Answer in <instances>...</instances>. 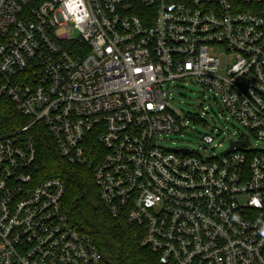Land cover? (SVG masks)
<instances>
[{
  "label": "built area",
  "instance_id": "obj_1",
  "mask_svg": "<svg viewBox=\"0 0 264 264\" xmlns=\"http://www.w3.org/2000/svg\"><path fill=\"white\" fill-rule=\"evenodd\" d=\"M84 7L77 26L65 0H0V96L29 119L0 131V264H103L65 184L33 172L38 126L70 164L94 166L98 143L104 207L160 264H264V0ZM183 83L246 131L221 154L211 135L204 153L162 145L184 129L169 107Z\"/></svg>",
  "mask_w": 264,
  "mask_h": 264
},
{
  "label": "trees",
  "instance_id": "obj_2",
  "mask_svg": "<svg viewBox=\"0 0 264 264\" xmlns=\"http://www.w3.org/2000/svg\"><path fill=\"white\" fill-rule=\"evenodd\" d=\"M0 79V86L2 85ZM29 123L13 103L0 96V131L16 130ZM37 159L33 172L38 180L57 179L65 184L63 207L78 229L87 233L103 256V264H160L156 255L141 247L142 229L113 218L104 207L94 180V166L102 149L89 140L94 166L70 164L59 156L49 132L38 126L32 132Z\"/></svg>",
  "mask_w": 264,
  "mask_h": 264
},
{
  "label": "rangeland",
  "instance_id": "obj_3",
  "mask_svg": "<svg viewBox=\"0 0 264 264\" xmlns=\"http://www.w3.org/2000/svg\"><path fill=\"white\" fill-rule=\"evenodd\" d=\"M172 93L173 100L169 107L182 120L184 129L179 134L165 137L162 142L164 147L204 153L203 136L211 135L214 142L206 153L213 151L221 154L229 147L231 140L246 132L237 122L228 118L220 105L214 104L210 94L206 92L203 94L197 85L179 84ZM199 118L202 120H198ZM213 127H217L223 133L214 131Z\"/></svg>",
  "mask_w": 264,
  "mask_h": 264
},
{
  "label": "clouds",
  "instance_id": "obj_4",
  "mask_svg": "<svg viewBox=\"0 0 264 264\" xmlns=\"http://www.w3.org/2000/svg\"><path fill=\"white\" fill-rule=\"evenodd\" d=\"M66 6L69 10L75 8L77 10L78 15L75 16V23L77 26H79L85 19L88 18V11L84 7L85 0H65ZM151 202L150 200L148 201ZM254 203H258L257 201H254ZM262 232H264V229H261Z\"/></svg>",
  "mask_w": 264,
  "mask_h": 264
}]
</instances>
